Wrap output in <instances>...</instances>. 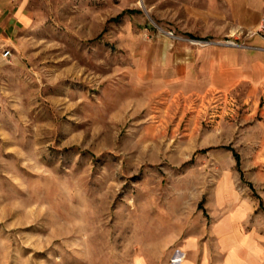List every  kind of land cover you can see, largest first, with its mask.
Masks as SVG:
<instances>
[{
  "label": "rangeland",
  "instance_id": "1",
  "mask_svg": "<svg viewBox=\"0 0 264 264\" xmlns=\"http://www.w3.org/2000/svg\"><path fill=\"white\" fill-rule=\"evenodd\" d=\"M212 2L30 0L0 32V264H181L237 212L264 231V96L207 86L235 42Z\"/></svg>",
  "mask_w": 264,
  "mask_h": 264
},
{
  "label": "crops",
  "instance_id": "2",
  "mask_svg": "<svg viewBox=\"0 0 264 264\" xmlns=\"http://www.w3.org/2000/svg\"><path fill=\"white\" fill-rule=\"evenodd\" d=\"M222 2L236 44L221 42L207 51L206 84L216 91H230L244 85L250 94L264 96V34L258 31L264 19V0ZM222 2H212L218 17H221ZM30 16V0H0V32L4 35L13 36L15 31L28 25ZM261 115L257 126L262 131L264 144V106ZM258 157L261 161L257 164L258 174L264 176V147ZM241 218L242 212H237L217 222L209 237L212 247L197 244L196 255L186 248L189 257L181 264H264V231L258 225L242 231Z\"/></svg>",
  "mask_w": 264,
  "mask_h": 264
},
{
  "label": "built area",
  "instance_id": "3",
  "mask_svg": "<svg viewBox=\"0 0 264 264\" xmlns=\"http://www.w3.org/2000/svg\"><path fill=\"white\" fill-rule=\"evenodd\" d=\"M258 31L262 32L264 34V19H262V21H261V23L259 25ZM231 44L235 45L236 43L235 42H231ZM2 55H3L4 58H7V57L11 56V50L9 48L5 49L3 51Z\"/></svg>",
  "mask_w": 264,
  "mask_h": 264
},
{
  "label": "trees",
  "instance_id": "4",
  "mask_svg": "<svg viewBox=\"0 0 264 264\" xmlns=\"http://www.w3.org/2000/svg\"><path fill=\"white\" fill-rule=\"evenodd\" d=\"M235 157H236V160H237V163L239 164L240 162V159H239V155L237 153H235Z\"/></svg>",
  "mask_w": 264,
  "mask_h": 264
}]
</instances>
